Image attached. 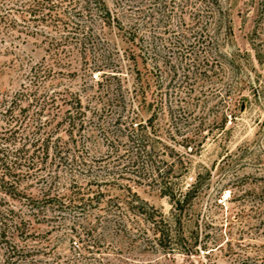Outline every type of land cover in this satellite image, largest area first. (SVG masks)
I'll use <instances>...</instances> for the list:
<instances>
[{
  "label": "rangeland",
  "instance_id": "374dc122",
  "mask_svg": "<svg viewBox=\"0 0 264 264\" xmlns=\"http://www.w3.org/2000/svg\"><path fill=\"white\" fill-rule=\"evenodd\" d=\"M104 1L120 23L89 19L95 35L85 48H57L58 27L21 11L7 15L14 27L0 22V96L27 83L33 64L53 68L39 83L66 99L51 123L69 148L61 163L50 149L41 172L59 174L65 201L94 200L36 221L26 239L39 250L28 264H264V0ZM194 3L199 16L186 8ZM71 95L84 108L74 138L63 114ZM136 132L149 145L134 147ZM159 181L190 191L185 250L146 241L149 224L130 211L135 192L170 217ZM36 185L27 189L40 195Z\"/></svg>",
  "mask_w": 264,
  "mask_h": 264
},
{
  "label": "trees",
  "instance_id": "16d2710c",
  "mask_svg": "<svg viewBox=\"0 0 264 264\" xmlns=\"http://www.w3.org/2000/svg\"><path fill=\"white\" fill-rule=\"evenodd\" d=\"M187 5L186 8H193L194 16L201 15L197 4ZM210 5L212 6L211 3ZM220 7L217 3L216 8L219 14L222 10ZM210 8L211 11L208 14L214 15L215 12L212 11V7ZM12 10L21 11L34 19L44 20L58 27L60 34L63 35L62 38H52L57 48L64 42L68 44L72 42L74 45L85 48L86 43L95 33L84 23L94 17L102 23H110L112 19L120 23L117 13L114 15L104 0H0V22L4 24L5 29H10L16 24L15 19H7V15ZM145 15L143 14L144 17ZM131 34L132 37L135 32ZM100 66L96 63L93 69ZM53 72V68H46L41 63H35L25 74L27 83L22 81L20 89L12 95L0 96V249H3V253L0 254V264L29 263L30 256L39 249L28 245L26 238L34 234L33 226L36 221H47L51 217L48 214L50 210H61L70 205L94 202L93 197L85 196V194H80L79 197L71 196L68 201H65L64 194L59 193L60 182L57 181L59 174L50 171L41 172V169L46 170V159L50 149L57 156L58 163H61L67 161L64 152L69 148L60 144L58 128L51 123L54 116L62 110V103H65L66 99L55 90L50 92L48 89H43L39 83L40 79L50 76ZM70 97L71 106L65 109L63 114L68 118L66 124L69 127V135L74 138L73 130L77 125L76 120L84 115V108L79 96L71 95ZM42 116H46L45 120L41 119ZM23 120H27L25 124L38 121L34 123L35 125L27 126L22 124ZM82 125V123L79 124V128ZM139 127L140 125L137 124L133 129L138 130ZM131 140L137 149L149 145L148 139L142 132H136V137ZM130 146L133 147V145ZM152 154L153 151L150 150L146 156L149 158ZM76 157V155L72 157L75 162ZM153 169L158 171L160 167L156 166ZM35 184L38 186L40 195H34L27 189L28 186L33 187ZM73 184L78 186L75 179ZM158 184L161 194L167 196L172 205L169 218L141 199L135 192H131L130 206L134 210L130 211L133 217L140 216L149 224L153 236H147L146 241L151 240L164 252H173L180 247L185 250L187 238L183 233L182 207L190 200V191L175 194L170 183L159 181ZM9 198L17 201L20 204L19 207L24 204L27 214L12 204ZM130 208L127 207V209ZM114 216L118 223V230H123L126 224L121 221L120 214L117 213ZM133 220L136 221V219ZM149 229L145 231L148 232Z\"/></svg>",
  "mask_w": 264,
  "mask_h": 264
}]
</instances>
